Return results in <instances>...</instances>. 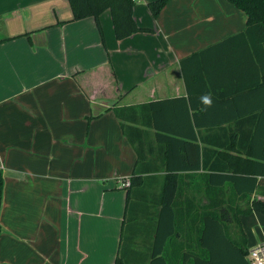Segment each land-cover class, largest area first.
<instances>
[{
    "label": "crops",
    "instance_id": "obj_1",
    "mask_svg": "<svg viewBox=\"0 0 264 264\" xmlns=\"http://www.w3.org/2000/svg\"><path fill=\"white\" fill-rule=\"evenodd\" d=\"M152 1L134 10L149 30L120 40L110 10L101 32L69 0H0V264H194L207 197H238L209 174L222 145L250 136L251 119L232 117L262 98L236 97L246 77L234 52L181 61L245 31L247 16L228 0H170L155 17ZM139 157L128 210L122 181ZM162 197L175 203L165 239ZM256 212L241 216L248 248L264 240Z\"/></svg>",
    "mask_w": 264,
    "mask_h": 264
},
{
    "label": "trees",
    "instance_id": "obj_2",
    "mask_svg": "<svg viewBox=\"0 0 264 264\" xmlns=\"http://www.w3.org/2000/svg\"><path fill=\"white\" fill-rule=\"evenodd\" d=\"M74 12V19L80 20L94 17L102 32L100 15L110 10L114 23L117 39L127 38L141 30L148 28L139 27L134 10L137 0H69ZM170 0H154L148 4L152 14L157 17ZM236 7L245 12L247 16V28L223 41L215 44L201 53L183 59L182 66L185 67L190 59L202 57L207 51L234 52V59L244 68L246 77L242 91H236V97L247 96L250 93L259 94L262 98L260 104L252 107L251 110L239 112L234 107L235 102L231 100L228 104L230 109L239 112L232 118L247 116L244 121L251 119L250 136L246 139L237 137L229 143L222 145L227 151H219V159L223 166L218 171H211L209 181L221 188L222 193L231 191L238 197H207L208 204L205 206L203 229L200 235L199 253H187L194 257V264H250L247 260L248 237L244 230L241 216L250 215L254 210L264 213V0H228ZM216 59L219 56L216 54ZM221 59V58H220ZM219 61V60H218ZM204 67H200L205 69ZM243 70V69H242ZM244 75V74H243ZM236 101V100H235ZM222 103H224L222 101ZM149 106L153 107L152 104ZM117 112V110H116ZM119 113V112H118ZM247 114V115H246ZM244 121H237L235 129L247 125ZM124 126V124H122ZM125 127V126H124ZM175 138V137H174ZM230 150H237L241 153L234 154ZM141 157L130 177L131 185L127 187V209L131 199V190L138 185L141 178L139 164ZM204 166V164H203ZM184 167L194 170L200 164H187ZM214 172V173H213ZM4 195V175L0 170V211ZM161 217L163 213H171L173 217L172 231L166 233L169 238L174 231L175 203L174 197H162ZM126 221L129 216L126 213ZM161 220V218H160ZM161 226V222L159 223ZM2 225L0 223V233ZM159 240V239H158ZM163 242V241H162ZM161 248H157V241L153 249L152 257H162ZM6 264V263H2ZM115 264H123L122 256H118Z\"/></svg>",
    "mask_w": 264,
    "mask_h": 264
},
{
    "label": "built area",
    "instance_id": "obj_3",
    "mask_svg": "<svg viewBox=\"0 0 264 264\" xmlns=\"http://www.w3.org/2000/svg\"><path fill=\"white\" fill-rule=\"evenodd\" d=\"M130 185V178L122 181L123 187L127 188ZM247 260L250 264H264V240L249 248Z\"/></svg>",
    "mask_w": 264,
    "mask_h": 264
},
{
    "label": "rangeland",
    "instance_id": "obj_4",
    "mask_svg": "<svg viewBox=\"0 0 264 264\" xmlns=\"http://www.w3.org/2000/svg\"><path fill=\"white\" fill-rule=\"evenodd\" d=\"M250 215H248V216H250ZM248 220L250 221L251 226H253L255 228V237H258V238L261 237V239H263L264 238V234H263V231H264V213L257 211L256 214L249 217ZM251 236H253V234Z\"/></svg>",
    "mask_w": 264,
    "mask_h": 264
},
{
    "label": "clouds",
    "instance_id": "obj_5",
    "mask_svg": "<svg viewBox=\"0 0 264 264\" xmlns=\"http://www.w3.org/2000/svg\"><path fill=\"white\" fill-rule=\"evenodd\" d=\"M202 101L205 105L210 106L211 105V99L208 96L202 97Z\"/></svg>",
    "mask_w": 264,
    "mask_h": 264
}]
</instances>
